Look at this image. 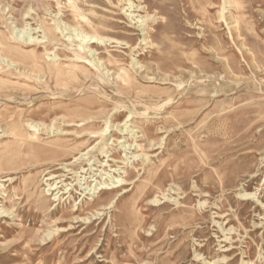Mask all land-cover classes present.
I'll use <instances>...</instances> for the list:
<instances>
[{"label":"rangeland","instance_id":"1","mask_svg":"<svg viewBox=\"0 0 264 264\" xmlns=\"http://www.w3.org/2000/svg\"><path fill=\"white\" fill-rule=\"evenodd\" d=\"M2 57L0 264H264V0H0Z\"/></svg>","mask_w":264,"mask_h":264},{"label":"bare ground","instance_id":"2","mask_svg":"<svg viewBox=\"0 0 264 264\" xmlns=\"http://www.w3.org/2000/svg\"><path fill=\"white\" fill-rule=\"evenodd\" d=\"M219 8H220V12H221V5L219 6ZM219 12V13H220ZM222 15V14H221ZM226 22V21H225ZM234 24V23H233ZM59 27H57V29H58ZM50 30V29H49ZM51 30L52 31H54V28H51ZM64 31V30H63ZM65 32V31H64ZM85 34V33H84ZM40 36V35H39ZM72 36V35H71ZM89 37V36H88ZM91 38L90 39H92V38H94L95 36H90ZM30 38V37H29ZM50 38V37H49ZM67 38V37H66ZM54 38H52V39H50V40H53ZM33 40H35V39H33ZM32 40V38H30L29 40H28V42L30 41V42H32L33 41ZM26 43V42H25ZM71 43V42H70ZM9 46V45H8ZM10 48L11 49H13L14 51H18L19 50V48L18 47H15V46H13V45H11L10 46ZM71 50H72V59L76 62V63H78V62H80V63H85V64H87V65H91L92 67H94V69H97V66H99V67H102L103 69H107V66H106V64L104 63V61L102 60V59H99V58H96V57H94V59L93 60H89V59H87L86 58V56H85V54H86V52H85V46L83 45V42L81 43V42H79V43H77L76 45H74L73 47H71ZM87 51V50H86ZM88 53V52H87ZM91 57V56H90ZM47 58V57H46ZM1 59V61H3V62H5V64L7 65V66H12V67H16L17 65H16V63L14 62V61H12L11 59H7V58H0ZM51 60V59H50ZM138 62V61H137ZM50 65H54V63H49ZM69 64V63H68ZM80 67H78V66H75V69H78V70H80L79 69ZM15 70V69H14ZM107 70H109V69H107ZM79 72H82V71H79ZM89 74H86V76H88ZM206 80V79H205ZM95 81V80H94ZM95 84V83H94ZM74 90V89H73ZM78 91L79 92H81L82 91V87H80L79 89H78ZM119 94V93H118ZM36 95V94H35ZM119 96V95H118ZM210 100V99H209ZM119 103V102H118ZM147 106V105H146ZM114 107V106H113ZM121 108V107H120ZM120 110V109H119ZM124 131V130H123ZM55 133V132H54ZM58 133V132H57ZM50 135V134H49ZM77 135V134H76ZM74 137H75V135H74ZM116 142V141H115ZM83 145V144H82ZM124 145V144H123ZM118 146V145H117ZM125 147V146H124ZM103 148V147H102ZM80 154V153H79ZM104 155V154H103ZM81 156V155H80ZM105 163V162H104ZM105 165V164H104ZM68 170V169H67ZM140 171H141V169H140ZM106 174V173H105ZM20 175V174H19ZM73 175V174H72ZM78 175V174H77ZM11 179V178H10ZM109 179H110V177H109ZM113 179V178H112ZM120 181H122V179H114L113 180V182H120ZM108 183V182H107ZM81 184V183H80ZM111 185V184H110ZM1 186V185H0ZM63 186V185H62ZM80 187V186H79ZM101 189L102 188H109V186L108 185H105V184H102L101 185V187H100ZM49 189H54V187H50ZM44 190V189H43ZM94 193V191H92V194ZM251 195V193L250 192H242L241 193V196H243V197H245V196H250ZM52 197V196H51ZM91 199V198H90ZM3 212V211H2ZM1 214V213H0ZM3 214V213H2ZM6 214V213H5ZM95 215V214H94ZM84 221V220H83ZM207 264H214V261H207Z\"/></svg>","mask_w":264,"mask_h":264}]
</instances>
